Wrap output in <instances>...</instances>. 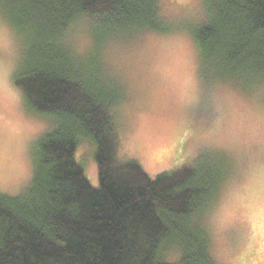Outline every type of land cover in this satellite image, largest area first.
<instances>
[{
	"label": "trees",
	"instance_id": "obj_1",
	"mask_svg": "<svg viewBox=\"0 0 264 264\" xmlns=\"http://www.w3.org/2000/svg\"><path fill=\"white\" fill-rule=\"evenodd\" d=\"M190 29L205 85L264 87V0H202ZM21 42L14 83L26 109L49 120L33 144V171L18 196L0 193V264H217L202 219L228 172L224 155L151 178L120 155L124 90L103 59L108 43L170 32L161 0H0ZM86 21L94 40L78 55L65 35ZM95 146L99 186L77 159Z\"/></svg>",
	"mask_w": 264,
	"mask_h": 264
},
{
	"label": "rangeland",
	"instance_id": "obj_2",
	"mask_svg": "<svg viewBox=\"0 0 264 264\" xmlns=\"http://www.w3.org/2000/svg\"><path fill=\"white\" fill-rule=\"evenodd\" d=\"M202 2L161 0L163 14L172 26L170 32H143L112 40L120 61L119 74H113L105 56L110 43L103 50L107 70L124 90V100L117 110L120 155L137 161L151 178L189 165L204 154L220 157L223 154L215 150L217 144L229 147L237 161L258 154L247 133L257 123L264 87L245 93L225 82L204 84L198 49L190 33L204 18ZM2 13L0 10V21L15 41L16 50L14 69L7 81L10 88L0 94V193L18 196L32 177V146L51 123L26 109L22 92L14 83L22 47L16 30ZM0 60L11 63L13 55L5 49ZM13 91L21 94L19 104L13 101ZM225 97L227 102L221 103ZM94 153V144L82 140L77 159L97 188ZM233 168L229 163L213 208L202 219L211 242L210 254L217 264H243L245 260L247 264H259L264 257L255 253L261 240L253 235L244 206L249 185L236 176Z\"/></svg>",
	"mask_w": 264,
	"mask_h": 264
},
{
	"label": "snow or ice",
	"instance_id": "obj_3",
	"mask_svg": "<svg viewBox=\"0 0 264 264\" xmlns=\"http://www.w3.org/2000/svg\"><path fill=\"white\" fill-rule=\"evenodd\" d=\"M5 49L13 55V61L8 63L0 60V94H2L6 88H10L7 81L10 72L14 69V54L16 50L15 41L11 38L10 34L7 33L3 22L0 21V53ZM115 51L116 48L114 47L112 50L106 52L105 56L108 60L110 69L114 70L113 74H119L118 65L120 61L114 54ZM12 98L14 103L19 104L21 101V94L13 91ZM225 102H227V97L221 101V103ZM247 134L257 146L258 154L254 152L253 155L241 161H237L235 156L232 155L229 147H221L217 144L215 150L221 152L228 158V163L234 165L233 171L238 178H242L248 182V199L244 206L248 210V219L252 227L253 235L258 236L261 240L259 251L256 252L255 255L264 257V103L258 106L257 123L248 129ZM206 147H208V145H206ZM0 155H2V148H0ZM231 174L230 172L229 175ZM243 264H247V261L245 260ZM259 264H264V259L260 260Z\"/></svg>",
	"mask_w": 264,
	"mask_h": 264
},
{
	"label": "clouds",
	"instance_id": "obj_4",
	"mask_svg": "<svg viewBox=\"0 0 264 264\" xmlns=\"http://www.w3.org/2000/svg\"><path fill=\"white\" fill-rule=\"evenodd\" d=\"M65 43L72 48L76 54L85 55L93 48L94 40L86 21H78L65 35ZM115 43L107 46L106 52L115 47ZM167 264H175V257L168 252L164 253Z\"/></svg>",
	"mask_w": 264,
	"mask_h": 264
}]
</instances>
